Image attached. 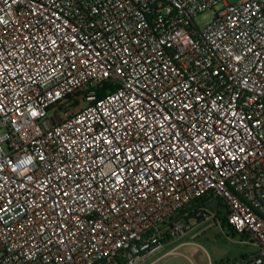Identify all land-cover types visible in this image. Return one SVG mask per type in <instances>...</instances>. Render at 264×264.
<instances>
[{
  "label": "built area",
  "instance_id": "built-area-1",
  "mask_svg": "<svg viewBox=\"0 0 264 264\" xmlns=\"http://www.w3.org/2000/svg\"><path fill=\"white\" fill-rule=\"evenodd\" d=\"M215 198L264 264V0H0V264H138Z\"/></svg>",
  "mask_w": 264,
  "mask_h": 264
},
{
  "label": "rangeland",
  "instance_id": "rangeland-1",
  "mask_svg": "<svg viewBox=\"0 0 264 264\" xmlns=\"http://www.w3.org/2000/svg\"><path fill=\"white\" fill-rule=\"evenodd\" d=\"M237 0H228L233 3ZM213 18V11L207 10L199 14L194 22L198 27L209 23ZM77 110V108L75 109ZM62 109L49 112L51 116H58ZM224 205L215 213L217 222L208 214L203 213L189 221V229L182 239L164 241L160 249L146 255L138 264H227L238 261L255 253L257 247L253 245L254 239L250 236L242 237L234 234L225 223ZM188 241L189 244L176 246L180 242ZM170 254L168 251L172 250Z\"/></svg>",
  "mask_w": 264,
  "mask_h": 264
},
{
  "label": "trees",
  "instance_id": "trees-1",
  "mask_svg": "<svg viewBox=\"0 0 264 264\" xmlns=\"http://www.w3.org/2000/svg\"><path fill=\"white\" fill-rule=\"evenodd\" d=\"M102 95H103V92L102 93L101 92L98 93L99 97H101ZM206 204H207V200L206 199H201V200L194 201V202L190 203L189 205H187L182 210H180L176 214V218L184 219L187 223H189L190 220L195 219L196 213L198 212L199 208H202V207L205 208ZM196 218L198 219L200 217H196ZM229 229L231 230L232 233H234L230 227H229Z\"/></svg>",
  "mask_w": 264,
  "mask_h": 264
},
{
  "label": "water",
  "instance_id": "water-1",
  "mask_svg": "<svg viewBox=\"0 0 264 264\" xmlns=\"http://www.w3.org/2000/svg\"><path fill=\"white\" fill-rule=\"evenodd\" d=\"M52 107L53 105H51L49 108H52ZM219 201H220L219 198H215L212 201L207 202L206 208L213 212H216L218 209Z\"/></svg>",
  "mask_w": 264,
  "mask_h": 264
},
{
  "label": "crops",
  "instance_id": "crops-1",
  "mask_svg": "<svg viewBox=\"0 0 264 264\" xmlns=\"http://www.w3.org/2000/svg\"><path fill=\"white\" fill-rule=\"evenodd\" d=\"M183 238V237H182ZM182 238H180V239H182ZM179 239V240H180ZM190 242H188V241H183V242H180L179 244H177L176 246H181V245H185V244H189ZM171 252H173V249L172 250H170V251H168L167 253H171ZM162 257V255L159 257V258H161ZM159 258H156V259H154L153 261H151V262H149L148 264H152V263H154V262H156Z\"/></svg>",
  "mask_w": 264,
  "mask_h": 264
}]
</instances>
